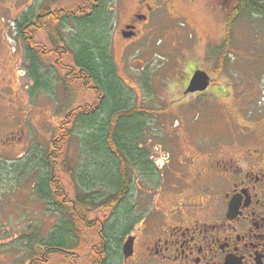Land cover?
Returning <instances> with one entry per match:
<instances>
[{"label":"flooded vegetation","instance_id":"obj_1","mask_svg":"<svg viewBox=\"0 0 264 264\" xmlns=\"http://www.w3.org/2000/svg\"><path fill=\"white\" fill-rule=\"evenodd\" d=\"M191 1L194 0H117L110 13L119 36L133 42L146 35L148 29L157 28L159 21L172 18L179 4ZM201 2L209 7L219 6L222 11L224 39L211 53L223 46L227 55L231 53L232 33L240 19L251 18L264 25V0ZM95 7L103 13L104 0H0V81L17 53L19 64L27 65L26 52L50 48L55 42L52 36L57 25L63 31V25L69 26L74 16L88 15ZM64 18L66 23H62ZM41 31L45 46L36 43V32ZM22 72L26 75L24 67ZM192 75L188 71L178 82L185 98L208 95L222 99L229 92L227 88H216L219 78L209 77L205 91L187 93ZM1 90L0 98H8L6 88ZM15 102L1 99L0 103L5 114L3 119L0 117L1 164L24 158L36 160V141L30 143L26 139ZM244 110L235 119L232 115L226 117V133H216L226 139L195 145L193 150L179 151V155L165 143L160 166L153 156L149 158L160 184L146 191L152 197L151 203H146L144 196L139 198L137 191L133 194L135 221L118 251L111 256L105 246L94 245L92 257L85 252L73 262L72 253H66V263L264 264V110L254 117ZM238 120L245 125L240 127ZM10 125L15 128L8 129ZM23 147L26 153L34 154L33 158L8 156ZM165 175L173 177L174 184H167ZM128 238L132 241L131 253L126 257L123 245ZM3 253L0 251V255ZM94 255L98 261L93 260ZM40 257V263L45 264V254Z\"/></svg>","mask_w":264,"mask_h":264},{"label":"rangeland","instance_id":"obj_2","mask_svg":"<svg viewBox=\"0 0 264 264\" xmlns=\"http://www.w3.org/2000/svg\"><path fill=\"white\" fill-rule=\"evenodd\" d=\"M116 1L107 2L110 10H114ZM201 1L179 4L170 20L164 18L159 21L157 28L148 29L139 41H124L115 28L114 20L110 26L108 51L118 76L133 91L132 103L148 109L152 114L144 135V146L159 166L164 161L165 143L179 155L193 150L195 145L205 146L216 138L226 139L225 136H216V133L227 132L226 117L232 115L235 119L244 109L254 117L264 110V25L251 18L240 19L232 33L231 53L213 60L210 50L218 47L224 39L222 11L219 6L209 7ZM42 32H36V43L45 46L46 39ZM9 38L13 44V38ZM219 50L216 48L213 52ZM19 58L20 54L17 53L0 81V90L6 88L8 94V98H0V103L1 99L16 101L14 108L19 110V125L25 131L26 139L29 138L30 143L35 140L37 150L46 152L59 120L55 113V101L61 103L66 100L60 85L61 78L51 74L58 87L54 90V96L47 97L42 92L36 94L32 81L22 72L26 64H19ZM215 61L222 63L220 70L216 69ZM188 71H202L212 79L219 78L216 88H227L229 92L222 99L208 95L185 98L178 82ZM147 75L150 90L143 92ZM89 93L82 97L83 94L79 95L77 91L78 99L71 107L75 108L83 101L90 104L94 95ZM3 112L1 108L2 119L5 117ZM237 124L240 127L245 125L242 120H238ZM13 127L10 125L8 129ZM22 155L33 158L24 147L8 156L14 158ZM72 157H75L74 153ZM28 160L24 158V161L20 159L17 162L27 163ZM17 162L0 163V251L4 252L0 255V264H29L31 254L36 256V247L23 239L29 235V228L33 231L31 233H36L38 226L42 240H45L57 221V217L49 214L48 208L34 195L35 165L34 169L29 165L28 176L9 174L11 166ZM165 176L167 184H174L173 177ZM62 182L68 190L67 181L62 179ZM149 190L136 187L133 194L137 191L139 198L144 196L147 199L145 202L151 203L149 200L152 197L146 194ZM82 235L83 243L87 245L95 241L90 233L82 232ZM77 255L80 256V253ZM44 259L45 264H59L63 256L47 254ZM39 262L35 259V264H42Z\"/></svg>","mask_w":264,"mask_h":264},{"label":"trees","instance_id":"obj_3","mask_svg":"<svg viewBox=\"0 0 264 264\" xmlns=\"http://www.w3.org/2000/svg\"><path fill=\"white\" fill-rule=\"evenodd\" d=\"M110 1L104 0L103 13L95 7L88 15L74 16L69 26L63 25V31L57 25L50 48L26 52L28 66L24 71L36 94L54 96L58 88L51 75L54 74L61 78L66 99L55 101L59 120L47 151L40 152L36 146V160L17 162L9 172L28 176L29 165L33 169L35 165L34 195L49 214L57 217L45 240L38 226L36 233L29 228V235L23 238L36 247V256L33 253L30 259L33 264L43 254L62 255L59 264H67L66 253H72L73 262L78 253L79 258L85 252L92 257L94 245L105 246L107 254L113 256L135 221L133 191L160 184L150 152L144 146L152 114L132 103L133 91L119 78L108 51L114 18L107 5ZM230 37L231 33L229 41ZM210 56L213 60L227 57L226 46ZM216 63L220 70L222 63ZM149 80L147 75L143 92H149ZM77 91L82 97L92 92L94 100L71 107L78 99ZM62 179L67 181L68 190ZM82 232L92 234L95 241L83 243Z\"/></svg>","mask_w":264,"mask_h":264},{"label":"water","instance_id":"obj_4","mask_svg":"<svg viewBox=\"0 0 264 264\" xmlns=\"http://www.w3.org/2000/svg\"><path fill=\"white\" fill-rule=\"evenodd\" d=\"M209 80L210 79L205 72L195 71L192 75L186 92L196 93L205 91L209 85ZM131 243V239L128 238L123 245V252L126 257L131 253Z\"/></svg>","mask_w":264,"mask_h":264}]
</instances>
